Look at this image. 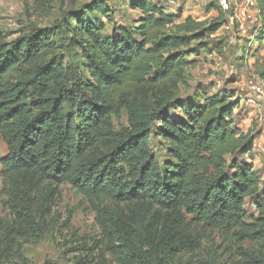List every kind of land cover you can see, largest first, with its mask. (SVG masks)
Here are the masks:
<instances>
[{
	"label": "trees",
	"instance_id": "trees-1",
	"mask_svg": "<svg viewBox=\"0 0 264 264\" xmlns=\"http://www.w3.org/2000/svg\"><path fill=\"white\" fill-rule=\"evenodd\" d=\"M53 1L34 0V8L48 14ZM254 1L259 46L264 0ZM129 6L140 11L136 26L110 35L81 16L71 28L67 15L12 41L0 34V264H31L23 245L40 238L66 184L93 206L99 229L91 246L76 240L71 264L94 256L96 264H215L214 252L213 261L200 257L197 226L228 245L222 264H264V182L246 157L258 132L235 126L238 101L223 91L180 94L189 55L206 46L225 11L208 23L177 22L160 2ZM89 8L107 14L103 1ZM67 46L79 47L82 71L66 59ZM256 73L264 79V63ZM152 139L167 144L162 165ZM247 200L258 211L249 221Z\"/></svg>",
	"mask_w": 264,
	"mask_h": 264
},
{
	"label": "rangeland",
	"instance_id": "rangeland-1",
	"mask_svg": "<svg viewBox=\"0 0 264 264\" xmlns=\"http://www.w3.org/2000/svg\"><path fill=\"white\" fill-rule=\"evenodd\" d=\"M93 1L95 0H54L50 12L43 14L35 10L34 0H0V34L6 41H12L33 27L50 30L52 25L60 21L64 15L68 16L71 28L81 16L84 20L101 26L105 35H110L118 25L136 26L140 11L132 9L129 0H99L107 5L105 16L89 8ZM154 1L163 4L166 12L177 15V22L189 16L208 23L219 16L218 10L221 9L217 0ZM210 5L214 6L213 9L208 8ZM225 14L222 25L208 39L203 40L206 46L200 48L197 55H189L188 58L192 59L194 64L186 70L187 84L181 86L180 94L193 92L192 94L197 93V97L201 98V90L206 93L223 91L233 102L238 101V106L232 109V119L237 128L245 131L252 128L256 133L258 132L256 137L259 139L258 143L262 144L256 146V151L251 157L256 159L255 170L264 182V133L262 137H258L264 123L243 101L247 80L258 77L256 70L264 63V41L259 47L254 44L253 32L259 26L257 22L247 20L245 17L243 28L240 29L234 10L225 11ZM71 34L70 31L69 35ZM55 39H58V43H65L62 36ZM62 51L66 57H69L66 59H70L80 71L83 70L79 47L67 46ZM121 123L126 124L125 113L121 118H114L116 128ZM151 149L161 165L169 159L165 142L152 139ZM6 152V144L0 138V157ZM60 190L61 194L51 209V215L40 238L23 245L24 255L31 264H71V259L75 255L73 249L80 246L76 240L91 246L99 235V229L94 221L93 206L67 184ZM245 209L247 221L251 216L258 215V211L249 200L246 201ZM0 216L6 217L1 202ZM196 232L202 241L200 257L213 261L211 256L214 252L215 264H222L229 250L226 251L228 245L221 236L210 227L197 226ZM241 245L248 249L256 248L255 244L246 240ZM93 258L92 264H96L97 256Z\"/></svg>",
	"mask_w": 264,
	"mask_h": 264
},
{
	"label": "built area",
	"instance_id": "built-area-1",
	"mask_svg": "<svg viewBox=\"0 0 264 264\" xmlns=\"http://www.w3.org/2000/svg\"><path fill=\"white\" fill-rule=\"evenodd\" d=\"M173 1V0H170ZM219 6L223 11H228L229 9L234 10L235 17L240 18L239 15L242 14L241 18H247V20H251L252 22H256L258 20V25H260V17L257 10V15L253 11H248L247 9L238 11L236 6L231 0H217ZM233 3V4H232ZM233 5V6H232ZM244 20V19H243ZM243 24L239 21L240 29L243 28ZM243 101L246 106L251 108L257 115V117L261 118L264 123V79L261 76L254 77L252 79L247 80L245 85V92L243 94ZM261 131L264 133V124Z\"/></svg>",
	"mask_w": 264,
	"mask_h": 264
},
{
	"label": "crops",
	"instance_id": "crops-1",
	"mask_svg": "<svg viewBox=\"0 0 264 264\" xmlns=\"http://www.w3.org/2000/svg\"><path fill=\"white\" fill-rule=\"evenodd\" d=\"M233 3H234V6H236V9L238 11H242V10H245V9H247V10L250 9L251 11H253L254 13H256V15L258 14L257 13V10H256V3H255L254 0H237V1L234 0ZM239 17L240 18L238 19V22L241 21L243 23L244 22L243 21V18H241L242 17V14L239 15ZM256 22L258 24V20ZM256 30H254L253 33H255ZM262 42L260 43V45H262ZM254 44L257 47L260 46V45L258 46V43H256L255 41H254ZM257 47H255V48L257 49ZM262 135H263V132H261L260 136H258V137L260 138V137H262ZM258 142H259V139H257V137H256L255 138V142H254V147H253L252 151H250V153L246 154L247 160L253 162L254 167H255V164H256L257 161H256V159L254 160V158H252L251 155L254 154V151H256V146L262 144L261 142L260 143H258Z\"/></svg>",
	"mask_w": 264,
	"mask_h": 264
}]
</instances>
